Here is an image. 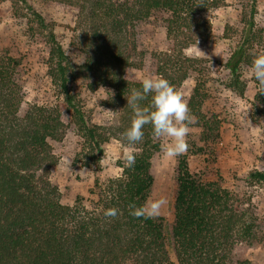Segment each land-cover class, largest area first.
<instances>
[{
    "label": "trees",
    "instance_id": "obj_1",
    "mask_svg": "<svg viewBox=\"0 0 264 264\" xmlns=\"http://www.w3.org/2000/svg\"><path fill=\"white\" fill-rule=\"evenodd\" d=\"M14 1L43 35L59 100L31 104L21 115V61L0 51V264H252L246 248L260 233L254 214L237 193L222 186L220 177L212 180L191 170L187 153L176 157L168 232L161 218L130 214L131 205L140 207L148 200L151 160L162 143L153 136L151 125L144 127L138 144L129 145L123 137L132 116L126 97L142 86V81L125 76L126 69L139 66L134 55L136 30L155 27L172 42L171 50L149 53L154 74L177 90L193 78L187 103L193 124L202 130L201 142L211 144L218 137L219 122L201 111L211 71L183 51L209 40L207 14L220 8L222 0H56L86 12L85 21L93 25L85 39L91 57L82 66L70 59L53 27L27 0ZM244 1L240 27L224 30L237 39L223 64L224 87L240 98L246 92L244 72L250 71L254 55L264 51V28L255 22L257 0ZM104 36L114 47L102 58L98 55L102 46L96 42ZM84 71L93 75L96 88L105 90L106 105L118 113L115 125H88L71 90V82ZM251 82L255 94L248 102L250 116L258 124L264 121V94L257 93L252 78ZM63 112L70 113L89 146L74 158L75 165L99 173L102 146L114 139L124 148L116 163L120 175L104 183L95 179L87 198L77 196L69 205L61 203L60 192L50 181L58 163L51 142H61L67 133ZM128 152L135 157L131 167ZM248 178L264 183L261 171L250 172ZM110 209L117 210L115 217L106 216Z\"/></svg>",
    "mask_w": 264,
    "mask_h": 264
},
{
    "label": "rangeland",
    "instance_id": "obj_2",
    "mask_svg": "<svg viewBox=\"0 0 264 264\" xmlns=\"http://www.w3.org/2000/svg\"><path fill=\"white\" fill-rule=\"evenodd\" d=\"M27 2L53 27L58 41L70 59L77 66H82L91 57L92 48H87L88 41L85 39L90 37L94 29L89 21H85L86 12L81 13L77 7L61 4L56 0ZM244 5V0H222L220 8L207 14L211 23L209 40L197 42L183 51L185 56L200 60L202 66L210 69L212 81L209 83L208 98L201 111L219 122L218 137L211 144L201 142L202 130L192 124L187 137L189 147L186 153L191 170L212 180L220 177L222 186L237 193L251 209L260 233L246 248V258L252 264H264V183L248 178L252 171L264 173V121L257 124L250 116L248 102L255 94L250 71L244 72V98L224 87L226 71L223 64L237 40L236 35H225L224 30L226 26L234 29L240 27ZM255 22L264 28V0H257ZM112 42V39L107 41V36L103 37L101 43L96 42L102 46L98 55L105 57V53L114 47ZM133 42L136 48L134 55H137L139 66L126 69L125 76L140 81L154 74L149 59L150 52H165L174 48L172 42L167 41L164 31L155 27L138 28ZM0 51H5L21 61V115L31 104L57 103L59 94L50 77L48 48L43 35L22 6L14 0H0ZM94 84L93 75L85 71L79 72L78 77L71 82V90L80 101L88 125H115L117 111L106 105L105 90L96 88ZM193 87L194 80L190 78L178 89L186 101ZM62 121L66 125L67 133L61 142H51L58 163L51 169L50 181L58 188L61 203L69 205L77 196L87 198L88 190L95 179L104 183L120 175L121 171L116 163L124 148L114 139L105 143L102 146L99 173L95 168L75 165L74 158L85 152L89 146L81 138L70 113L63 112ZM164 139L162 138V142ZM151 164L153 184L148 200H163L160 213L155 219H163L168 232V225L172 222L171 198L176 158H166L159 151L152 158Z\"/></svg>",
    "mask_w": 264,
    "mask_h": 264
},
{
    "label": "clouds",
    "instance_id": "obj_3",
    "mask_svg": "<svg viewBox=\"0 0 264 264\" xmlns=\"http://www.w3.org/2000/svg\"><path fill=\"white\" fill-rule=\"evenodd\" d=\"M250 71L257 93L264 94V51L254 55ZM126 99L132 116L123 137L129 145L141 142L144 127L151 125L155 138H165L160 145V151L166 158L174 159L187 152V137L195 117L184 96L169 80L159 74L148 75L142 80L141 88L132 89ZM144 101L148 103L145 105ZM125 156L128 166H133L134 154L128 152ZM162 204L163 200L149 198L143 206L131 205L130 214L138 218H155L159 215ZM116 215V209L106 212L109 217Z\"/></svg>",
    "mask_w": 264,
    "mask_h": 264
}]
</instances>
